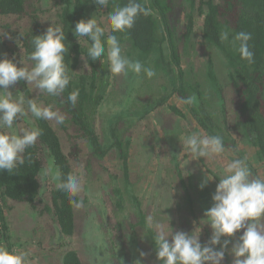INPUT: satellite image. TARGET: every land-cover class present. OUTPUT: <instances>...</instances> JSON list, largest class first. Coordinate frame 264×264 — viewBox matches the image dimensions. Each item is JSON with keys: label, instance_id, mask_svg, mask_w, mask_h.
I'll list each match as a JSON object with an SVG mask.
<instances>
[{"label": "trees", "instance_id": "1", "mask_svg": "<svg viewBox=\"0 0 264 264\" xmlns=\"http://www.w3.org/2000/svg\"><path fill=\"white\" fill-rule=\"evenodd\" d=\"M139 2L150 8L151 14L138 16L132 29L112 33L101 23L108 30L106 35L117 36L122 55L139 60L156 72L152 78L143 72L138 76L134 74L133 92L128 95L120 93L124 79L109 72L106 54L100 61H91L87 56L91 41L82 37L79 43L73 33L76 22L96 15L100 6L94 0H0V35L10 36L18 43L22 50L19 56L25 59L28 68L34 63L28 58L33 51L32 37L42 35L51 25L62 26L68 46L65 63L71 76L67 88L56 97L23 80L9 88L14 94L21 92L26 100L33 98L42 106L52 105L53 110L66 117L63 124L37 119L28 111L25 102V111L31 117L26 114L16 121L19 133L23 128L38 127L42 135L34 146L25 150L24 164L16 173L0 171V244L10 251L14 246L3 207L11 201L25 203L40 215H51L62 248V264H82L79 254L66 250L67 243L63 242L76 234L79 210L69 203L66 193L57 190L56 184L69 173L79 176L76 169L84 162H87L86 169L82 173L91 178L94 163L99 161L102 168L109 157L121 162L119 166L123 171L121 177L116 178L120 176L116 173L114 178L106 176L104 182L108 186L112 179L122 183L108 190L112 210L108 211L107 205L101 204L103 217L122 218L117 224L116 237L120 236L121 224L127 223L130 229L124 237L137 240L133 247L139 248L140 253L144 248V253L146 248L155 251L153 233L145 227L147 216L136 193L139 188L131 183L133 175L129 154L133 143L125 136L124 126L130 120L140 124L156 110L167 106L174 96L181 100L189 96L195 98L191 105L186 104L189 112L207 135L223 138L225 149L239 152L233 136L234 132H238L245 144L258 149V159L264 162V0ZM127 3L128 0H108L107 6L101 9L108 17L117 6L123 7ZM222 31L229 33V41L240 31L251 33L252 39L248 43L254 52V62L249 64L241 59L236 50L238 42L234 46L229 41H221ZM4 45L6 47V43ZM8 58L14 60L13 56ZM184 61L188 62V66H182ZM75 90L79 91V96L75 106H72L67 97ZM230 92L231 98L228 95ZM231 101L235 106L232 110L228 107ZM2 131L9 133L7 128ZM249 166L253 177L258 176L257 171ZM43 169L51 171L47 177L41 178ZM175 173L182 180L178 166ZM44 182H48V201L43 196L46 191ZM200 184L192 183L190 190L185 187V182L181 184L187 196L185 222L193 230L201 229L208 241L212 230L211 227L203 228L201 210L204 214L212 206L213 189L209 185L201 189ZM129 185L132 187L130 190ZM129 196L128 207L125 203ZM76 199H82L83 205H88L92 198L90 195L83 198L79 195ZM103 225L109 226L107 222ZM114 239L113 236L116 248ZM144 239L146 242L143 243ZM146 258L135 256L126 259V262L137 259L147 262Z\"/></svg>", "mask_w": 264, "mask_h": 264}, {"label": "clouds", "instance_id": "2", "mask_svg": "<svg viewBox=\"0 0 264 264\" xmlns=\"http://www.w3.org/2000/svg\"><path fill=\"white\" fill-rule=\"evenodd\" d=\"M101 7H106L108 0H94ZM151 9L145 7L139 0H128L123 7L117 6L108 16V26L112 33L125 32L134 27L138 16H148ZM108 30L98 23L93 16L87 20L76 22L73 33L79 38L86 37L91 41L87 48V56L91 61H100L107 56L109 72L112 75L129 73L139 75L142 72L152 78L156 75L154 69L145 67L139 60H132L122 55L121 44L116 35L107 34ZM106 37V38H105ZM10 38V37H9ZM252 34L240 31L229 41V33L222 31L221 41H229L234 46L238 42L237 52L241 59L249 64L254 62V52L250 50L249 41ZM62 26H49L42 35L33 36L31 44L33 51L29 59L33 65L18 67L7 54L0 58V129L13 128L16 121L26 115L27 109L37 119L55 121L57 124L65 122V115L53 110L52 105L42 106L35 99L28 98L21 92L13 95L10 86L18 81H26L48 95L59 96L70 83L69 66L65 63V53L68 46ZM86 63V62H85ZM79 91L69 93L67 100L75 106ZM194 97L182 99L183 104L191 105ZM42 135L38 127L23 128L19 134H9L0 131V171L7 170L9 174L24 164L23 153L36 144ZM183 152L190 154L192 160L200 158L211 159L225 153V145L220 135H207L201 132H191L183 135ZM51 169H43L40 177H47ZM215 176L207 175L200 184L203 189ZM59 179V177H56ZM57 190L66 193L69 203L79 208L84 201L76 198L82 192V178L69 173L56 184ZM174 192V190H173ZM173 192L171 201L173 203ZM212 206L205 210L206 224L211 227V236L202 244L198 234L165 229L155 221L152 215L145 218V227L153 233L156 258L160 264H222L225 255L230 254L231 264H264V177H253L247 163V157L229 160L223 167L219 182L212 197ZM172 205V204H171ZM243 230L235 240L231 238ZM222 238H225L222 240ZM231 244V248H229ZM217 246H219L217 248ZM147 254L140 253L144 258ZM0 264H29L27 253L12 249L11 251L0 244ZM134 264H142L137 259Z\"/></svg>", "mask_w": 264, "mask_h": 264}, {"label": "rangeland", "instance_id": "3", "mask_svg": "<svg viewBox=\"0 0 264 264\" xmlns=\"http://www.w3.org/2000/svg\"><path fill=\"white\" fill-rule=\"evenodd\" d=\"M96 12V15L93 14L92 16L97 19L100 25L102 23L109 29L106 14L101 8L97 9ZM197 32H199L198 29ZM9 37L5 34L0 35V58H2V54L6 53L8 57L13 56L19 67H27L25 59L19 56L22 50L18 43ZM4 43H6V47ZM8 48L10 49L9 51L7 50ZM182 66H188V62H182ZM220 72L224 73L223 69H220ZM119 77H121V80L122 77L124 79L120 93L131 94L133 92L132 80L134 79V74L129 73L127 77L123 75H119ZM12 93L15 97V92L12 91ZM228 95L230 98L232 97L231 92ZM116 101L118 102L117 99ZM181 101L179 97L174 96L167 106L156 110L147 119L142 120L140 124L136 125V120H130L127 126H124L125 136H128L133 143L132 151L129 154L130 171L133 175L131 183L132 185L134 183L139 188L136 193L141 200V209L146 216L152 215L155 221L169 231L171 228L173 233L183 231L190 234L191 231L193 234H198L200 232L199 239L204 244L207 240L204 239L202 230H193L185 222V218H187L185 213L187 196L181 187L182 182H185V187L190 190L192 183L199 185L207 175L215 176L213 180L207 183V185L212 187L214 193L222 169L229 160L247 157L248 166L251 165L260 177H264V162L258 159V149L245 144L246 142H244L238 132L233 133L237 141V151H239L236 152L237 154L232 150L225 149V153L221 156L211 159L200 158L192 160L190 154L183 152L181 136L191 132L202 131L204 134L206 133L194 120L187 105ZM229 103L228 107H230V110L235 108L232 101ZM178 111L184 116L179 114ZM26 114L31 117L30 113L26 112ZM15 125L16 123L14 124L15 129H8L9 134H19L18 127ZM54 125L56 127L59 126L57 124ZM98 162L94 163L91 178L83 174L87 162H84L83 165L76 169V172L82 178L83 190L79 195L82 198L90 195L92 199H90L88 205L77 208L79 210L77 232L73 237H68L63 241L67 243L65 248L66 250L76 251L82 264H134V262L126 261L135 256L141 257L139 248L135 249L133 247L137 240L133 241L129 237H124L128 229H130L129 225L127 223L121 224L122 228L119 229L120 236L116 237L117 224H120L122 218L116 220L111 215L103 217L104 214L101 212V204H106L108 211L112 210V205L108 202V190L116 188L122 182L121 180L112 179L111 185L108 186L104 179L106 176L114 178L113 176L116 173L120 175L116 178L121 177L123 171L122 167L119 166L121 162L119 163L113 157H109L105 160L102 168ZM176 166L181 169L183 181L176 176ZM47 184L48 182L43 184L46 190L43 196L46 201H48ZM103 185L107 187L102 189ZM128 187L129 190L132 188L130 185ZM172 192L173 203L171 201ZM96 196H100L101 199ZM129 204L130 196L129 199L127 198L125 205L129 207ZM38 205L42 208L40 203ZM3 208L10 228L13 249L26 252L29 264H62V248L59 244L56 235V225L51 215H40L25 203L10 201L4 204ZM201 217V224L205 225L203 228H210V225L206 224L203 210H201ZM105 222L109 226L103 225ZM110 229L111 231H109ZM189 229L192 230L189 231ZM109 232H111L112 237ZM113 236L117 242L116 248L115 243L112 242ZM238 236L239 232L231 239L235 240ZM144 242H146L145 239ZM229 248H231V244H229ZM145 253L147 254V262H142V264H159L156 252L153 249L146 248ZM232 259L233 257L226 253L222 264H231Z\"/></svg>", "mask_w": 264, "mask_h": 264}]
</instances>
